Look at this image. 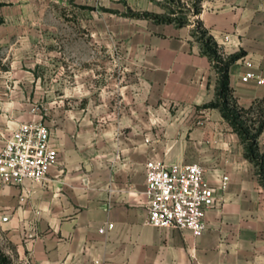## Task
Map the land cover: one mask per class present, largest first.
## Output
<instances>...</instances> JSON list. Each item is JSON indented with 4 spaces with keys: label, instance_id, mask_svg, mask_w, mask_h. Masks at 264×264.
I'll return each instance as SVG.
<instances>
[{
    "label": "crops",
    "instance_id": "0c3cea01",
    "mask_svg": "<svg viewBox=\"0 0 264 264\" xmlns=\"http://www.w3.org/2000/svg\"><path fill=\"white\" fill-rule=\"evenodd\" d=\"M16 1L26 6V0ZM66 4L82 24L89 22L91 7L98 22L107 15L120 21L109 46L120 58L106 62L100 42L107 32L100 27L90 34L98 43L93 60L89 30H66L64 45L59 32L50 30L49 46L34 42L6 48L2 59L20 54L23 73L11 82L41 84L45 77L30 70H50L54 88L46 124L60 154L44 181L0 180L3 250L16 264H264V187L233 126L219 108L206 107L215 101L218 73L199 39L204 30L225 58L240 55L229 67L237 103L245 108L264 104V84L242 81L249 70L245 60L264 76V0ZM178 7L185 10L184 18H177ZM33 108L25 101L19 110L2 109L6 122L0 149L21 122L38 120L40 109ZM17 114L23 119L8 120ZM258 142L264 152V129ZM151 159L200 163L215 186L228 175L226 190L206 214L202 236L147 223L143 192L145 164ZM107 223L113 227L101 232Z\"/></svg>",
    "mask_w": 264,
    "mask_h": 264
},
{
    "label": "built area",
    "instance_id": "2783aa9c",
    "mask_svg": "<svg viewBox=\"0 0 264 264\" xmlns=\"http://www.w3.org/2000/svg\"><path fill=\"white\" fill-rule=\"evenodd\" d=\"M245 65L249 70L243 74L242 81L255 80L264 84V76L252 69V62L245 60ZM38 109L34 107L33 111ZM59 154L53 133L44 122H21L5 137L0 149V180L3 184L16 185H22L27 179L44 181L51 167L58 163ZM145 170L146 188L143 193L148 211L147 223L159 228L190 230L194 236H202L208 228L206 214L219 202V192L226 190L228 175H224L215 186L200 163H167L151 159L146 162ZM20 199L24 201L25 196ZM112 227L113 224L107 223L100 231L105 232ZM91 264L101 262L95 260Z\"/></svg>",
    "mask_w": 264,
    "mask_h": 264
},
{
    "label": "rangeland",
    "instance_id": "374dc122",
    "mask_svg": "<svg viewBox=\"0 0 264 264\" xmlns=\"http://www.w3.org/2000/svg\"><path fill=\"white\" fill-rule=\"evenodd\" d=\"M25 5V7H19L16 0L15 3L10 4L0 1V16L4 18V23L0 27V138L2 137V131L5 129L6 122L2 109L10 107L19 110L25 101L34 103V107L40 109L38 120L46 124V121H49L51 109L50 93L54 88L49 79L50 70L48 68L30 70L32 73L39 72L45 77L41 84H15L11 82L9 80L10 77H22L23 73L19 72L18 67V56L20 54H10V60L8 61L2 59L8 55L6 48L24 44L33 45L34 42H41V44L49 46L51 40L50 30H57L59 32V44L64 45L67 39L65 36L66 30H75L76 32L89 30L88 46H90V57L93 60L95 56L93 51H97L95 47L98 43L97 38L92 37L90 34L93 30L100 27L105 28L107 32L104 43L100 42V44H105L106 46V53H104L106 62H118L120 58L119 53L115 52L113 47L111 49L109 47L114 44L113 37L111 36L112 30L116 24L119 25L121 23L120 21H115L113 16L107 15L104 21L98 22L96 17L92 16L96 10L91 7L89 22L84 21L82 24L80 20H75L71 16L72 12H74L75 16L76 10L71 9L70 5L66 4V0H26ZM105 11L113 13V10L106 9ZM175 12L177 18H184L185 10L183 8L178 7ZM40 32H42V36L37 35L41 34ZM110 50L113 52L111 53ZM12 62H15L13 68L11 67ZM9 70L11 73L8 72ZM18 118L23 119V117L18 115L12 118L9 117L8 120L18 122Z\"/></svg>",
    "mask_w": 264,
    "mask_h": 264
},
{
    "label": "trees",
    "instance_id": "16d2710c",
    "mask_svg": "<svg viewBox=\"0 0 264 264\" xmlns=\"http://www.w3.org/2000/svg\"><path fill=\"white\" fill-rule=\"evenodd\" d=\"M142 17H148V15L143 14ZM3 23L4 18L0 16V26ZM199 39L202 43L203 52L209 56L218 73L215 101L207 104L206 107L219 108L224 118L233 126L244 144L245 156L254 164L258 178L264 187V152L261 151L258 142V138L264 129V104L261 101L248 108L240 106L233 96L229 82V67L240 55L224 60L220 47L212 37H207L206 31H201ZM0 264H16L1 246Z\"/></svg>",
    "mask_w": 264,
    "mask_h": 264
}]
</instances>
